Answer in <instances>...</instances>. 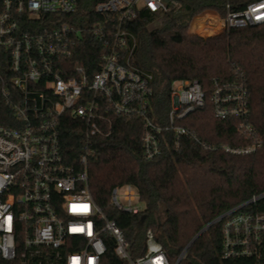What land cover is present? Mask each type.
<instances>
[{
    "label": "built area",
    "instance_id": "1",
    "mask_svg": "<svg viewBox=\"0 0 264 264\" xmlns=\"http://www.w3.org/2000/svg\"><path fill=\"white\" fill-rule=\"evenodd\" d=\"M78 4L0 0V92L14 114L11 122L0 124V264H102L108 250L105 232H110L116 256L128 264H172L152 229L145 234L144 254L130 252L122 228L108 218L91 192L88 154L79 159L82 169L71 166L61 148L58 125L66 114L76 119L89 146L94 136L111 134L112 115H137L143 122V156L151 161L162 153L163 142L168 144V133L176 146L182 138H197L178 121L203 108L207 94L197 80L176 81L165 119L152 114L153 74L134 62L136 38L127 26L140 8L167 11L163 0L97 2L95 11L116 13V22L113 32L108 22L94 23L91 31L103 38L108 29L114 44L104 42L98 70L92 74L71 63L81 37L74 20ZM262 5L264 0H254L242 10H232L228 1L225 17L219 15L223 29L263 24ZM235 73L234 81H215L208 98L216 118L242 119L239 129L252 143L223 148L246 154L261 143L246 121L249 92L244 76L238 69ZM261 196L212 221L222 222V259L264 264V212L243 211ZM110 203L131 214L144 211L131 184L113 188Z\"/></svg>",
    "mask_w": 264,
    "mask_h": 264
},
{
    "label": "trees",
    "instance_id": "2",
    "mask_svg": "<svg viewBox=\"0 0 264 264\" xmlns=\"http://www.w3.org/2000/svg\"><path fill=\"white\" fill-rule=\"evenodd\" d=\"M99 1L102 0H78L74 16L81 37L74 45L71 63L83 65L90 74L98 70L104 42L114 44L108 29L103 38L91 31L94 23L103 22H108L109 31H114L117 14L96 12L94 6ZM163 1L167 11L143 7L128 24L127 29L136 38L133 60L153 74L152 114L160 120L165 119L171 107L176 81L201 83L207 94L206 105L178 121L197 138H182L176 146L173 135L168 133V144L163 142L162 153L148 161L143 156L141 117L112 115L111 134L94 136L88 146L83 126L66 114L58 125L61 148L66 161L77 170L82 169L80 157L88 154L91 192L108 218L122 228L134 256L144 254L145 234L152 229L172 264L189 244L179 264H240L241 260L221 258L222 222L212 224L194 238L218 216L255 196L262 195L243 211L264 212V23L231 27L222 33L224 23H219L208 34L200 28V20L225 17L228 1L232 10H242L254 0ZM237 69L249 92L246 121L261 143L246 154L223 148L252 143L239 129L242 119L216 118L208 98L215 81L236 80ZM13 115L0 92V124L11 122ZM128 184L136 189L144 205L140 214L119 211L110 203L113 188ZM103 236L108 250L102 264H128L114 253L110 232Z\"/></svg>",
    "mask_w": 264,
    "mask_h": 264
},
{
    "label": "rangeland",
    "instance_id": "3",
    "mask_svg": "<svg viewBox=\"0 0 264 264\" xmlns=\"http://www.w3.org/2000/svg\"><path fill=\"white\" fill-rule=\"evenodd\" d=\"M215 12V11H214ZM217 13V12H216ZM218 14V13H217ZM219 15V14H218ZM192 23V22H191ZM191 23H190V27H191ZM199 26L201 29L206 30V32L208 34H212L218 27V22L215 19H208V18H204L202 20L199 21ZM225 29H223L220 33L224 32ZM199 34V33H197ZM219 34V33H218ZM203 36V35H202ZM120 200H122V195L120 194ZM129 249V247H128ZM130 250V249H129Z\"/></svg>",
    "mask_w": 264,
    "mask_h": 264
},
{
    "label": "water",
    "instance_id": "4",
    "mask_svg": "<svg viewBox=\"0 0 264 264\" xmlns=\"http://www.w3.org/2000/svg\"><path fill=\"white\" fill-rule=\"evenodd\" d=\"M145 218V216H143V219ZM214 222V221H213ZM213 222L209 223L207 226H205L196 236L194 239H196V237H198L203 231H205L208 227H210ZM194 239L192 241H194ZM192 243V242H191Z\"/></svg>",
    "mask_w": 264,
    "mask_h": 264
},
{
    "label": "bare ground",
    "instance_id": "5",
    "mask_svg": "<svg viewBox=\"0 0 264 264\" xmlns=\"http://www.w3.org/2000/svg\"><path fill=\"white\" fill-rule=\"evenodd\" d=\"M218 23H224V21L220 18L216 20Z\"/></svg>",
    "mask_w": 264,
    "mask_h": 264
},
{
    "label": "snow or ice",
    "instance_id": "6",
    "mask_svg": "<svg viewBox=\"0 0 264 264\" xmlns=\"http://www.w3.org/2000/svg\"><path fill=\"white\" fill-rule=\"evenodd\" d=\"M262 6H264V5H262ZM260 17H257V19H259ZM85 208H86V206H85ZM74 230H78V229H74Z\"/></svg>",
    "mask_w": 264,
    "mask_h": 264
}]
</instances>
